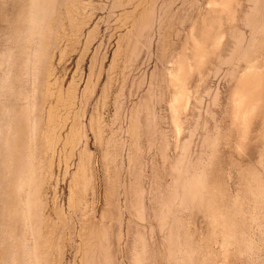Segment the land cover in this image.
Masks as SVG:
<instances>
[{
    "label": "rangeland",
    "instance_id": "rangeland-1",
    "mask_svg": "<svg viewBox=\"0 0 264 264\" xmlns=\"http://www.w3.org/2000/svg\"><path fill=\"white\" fill-rule=\"evenodd\" d=\"M0 103V264H264V0H0Z\"/></svg>",
    "mask_w": 264,
    "mask_h": 264
},
{
    "label": "crops",
    "instance_id": "crops-1",
    "mask_svg": "<svg viewBox=\"0 0 264 264\" xmlns=\"http://www.w3.org/2000/svg\"><path fill=\"white\" fill-rule=\"evenodd\" d=\"M45 30H48V23L45 25ZM58 135H59V133H57V135L55 136V139H53L52 142H57L56 139H57ZM82 136H83V133H82ZM36 141H37L38 146L42 145L41 144L43 142L42 136L40 135L39 137H37V140ZM80 141H84V140L83 139H80ZM71 145L73 146V142H71ZM34 178L35 177L33 176V180H34ZM34 194H35V192L30 196L29 201H28V203H29V209H31L33 212H35V206L38 205L37 195H34ZM81 264H82V261H81Z\"/></svg>",
    "mask_w": 264,
    "mask_h": 264
},
{
    "label": "bare ground",
    "instance_id": "bare-ground-1",
    "mask_svg": "<svg viewBox=\"0 0 264 264\" xmlns=\"http://www.w3.org/2000/svg\"><path fill=\"white\" fill-rule=\"evenodd\" d=\"M1 104V103H0ZM5 111V110H4ZM25 112V111H24ZM17 113V112H16ZM18 116V115H17ZM10 119V118H9ZM8 120V119H7ZM6 120V121H7ZM17 120V119H16ZM17 121H19V119L17 120ZM14 122V121H13ZM17 122H15V124H16ZM19 123V122H18ZM13 124V123H12ZM22 124H23V122H22ZM17 125V124H16ZM18 125H20V124H18ZM25 125V124H24ZM14 128L16 127V126H13ZM22 127V126H21ZM28 127V126H27ZM18 129H19V127H18ZM23 129V128H22ZM14 130H17V129H14ZM18 131H22V130H18ZM11 132V131H10ZM14 133H15V131H14ZM26 133V132H25ZM16 134H18V133H16ZM17 137V136H16ZM19 137H20V135H19ZM14 138V137H13ZM12 139V138H11ZM10 139V140H11ZM15 139V138H14ZM15 140H18V138H16ZM32 141V140H31ZM20 150V149H19ZM25 152V151H24ZM16 155V154H15ZM14 158V157H13ZM31 158V157H30ZM5 167V166H4ZM10 171V170H9ZM29 172V171H28ZM29 175V174H28ZM3 180V179H2ZM22 180V179H21ZM27 182V181H26ZM11 183V182H10ZM11 185V184H10ZM27 187V186H26ZM22 188V187H21ZM9 190V189H8ZM11 194V193H10ZM7 198V197H6ZM26 209V208H25ZM25 215H26V213H25ZM26 217V216H25ZM28 218V217H27ZM7 259V258H6Z\"/></svg>",
    "mask_w": 264,
    "mask_h": 264
}]
</instances>
